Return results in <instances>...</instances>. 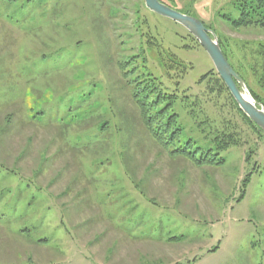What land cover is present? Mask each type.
<instances>
[{
  "label": "rangeland",
  "instance_id": "374dc122",
  "mask_svg": "<svg viewBox=\"0 0 264 264\" xmlns=\"http://www.w3.org/2000/svg\"><path fill=\"white\" fill-rule=\"evenodd\" d=\"M161 1L214 32L264 99V27L224 20L240 0ZM193 38L144 0L0 1V264H264V137L235 114L243 146L224 165L172 157L121 73L145 53L166 83L197 94L215 67ZM168 51L186 75H167Z\"/></svg>",
  "mask_w": 264,
  "mask_h": 264
},
{
  "label": "trees",
  "instance_id": "16d2710c",
  "mask_svg": "<svg viewBox=\"0 0 264 264\" xmlns=\"http://www.w3.org/2000/svg\"><path fill=\"white\" fill-rule=\"evenodd\" d=\"M10 1L14 2L15 0ZM166 5L174 8L173 5ZM235 7L240 13L239 18L225 17L224 19L231 28L238 30L264 27V0H240ZM179 11L193 16L187 11ZM219 43L231 64L224 43L220 39ZM137 58L144 59V62L136 61ZM166 59V62L162 61V67L168 76L172 68H176L180 74H187L188 66L170 51L166 52ZM231 66L233 67L232 64ZM120 69L124 80L131 88L132 101L140 111L149 135L172 157L184 158L197 166L224 165L226 160L222 154L232 147L243 146V137L234 119L235 114L260 138L264 137V132L239 108L215 69L197 82L199 87L197 94H192L189 90L180 92L177 87L173 88L175 84L166 83L163 76L150 70L146 64L145 53L129 56L128 59L122 61ZM233 69L247 85L244 77L235 67ZM260 81L264 82V75ZM176 85L179 86V84ZM249 90L257 103L264 107V99H261L250 88ZM223 94L229 100V105L220 107L218 101ZM207 103L212 108L218 109L217 112L220 111L219 119L210 120L211 117L207 115L208 112L205 108ZM184 111L192 115L193 126L188 127L187 121L183 118ZM224 111L227 112L225 115L222 114ZM105 126L107 124L103 125L102 129Z\"/></svg>",
  "mask_w": 264,
  "mask_h": 264
},
{
  "label": "water",
  "instance_id": "95a60500",
  "mask_svg": "<svg viewBox=\"0 0 264 264\" xmlns=\"http://www.w3.org/2000/svg\"><path fill=\"white\" fill-rule=\"evenodd\" d=\"M144 3L146 8L154 14L184 27L199 42L211 58L217 73L239 108L264 132V107L257 103L243 79L229 63L215 33L198 18L184 14L160 0H144Z\"/></svg>",
  "mask_w": 264,
  "mask_h": 264
}]
</instances>
